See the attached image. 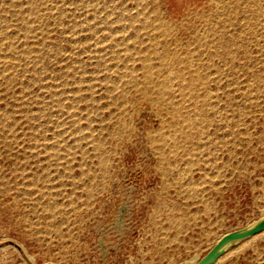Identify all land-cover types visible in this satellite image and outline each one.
I'll return each mask as SVG.
<instances>
[{
    "label": "rangeland",
    "instance_id": "374dc122",
    "mask_svg": "<svg viewBox=\"0 0 264 264\" xmlns=\"http://www.w3.org/2000/svg\"><path fill=\"white\" fill-rule=\"evenodd\" d=\"M261 217L264 0H0V264H186Z\"/></svg>",
    "mask_w": 264,
    "mask_h": 264
},
{
    "label": "water",
    "instance_id": "95a60500",
    "mask_svg": "<svg viewBox=\"0 0 264 264\" xmlns=\"http://www.w3.org/2000/svg\"><path fill=\"white\" fill-rule=\"evenodd\" d=\"M264 229V217L259 218L253 223L224 233L220 238L199 258L192 259L186 264H213L232 244L249 238ZM40 264H56L50 261Z\"/></svg>",
    "mask_w": 264,
    "mask_h": 264
},
{
    "label": "bare ground",
    "instance_id": "6f19581e",
    "mask_svg": "<svg viewBox=\"0 0 264 264\" xmlns=\"http://www.w3.org/2000/svg\"><path fill=\"white\" fill-rule=\"evenodd\" d=\"M263 230H264V229H263ZM263 230H262V231H260V232H263ZM260 232H259V233H260ZM257 234H258V233H257ZM255 235H256V234H255ZM253 236H254V235H253ZM251 237H252V236H251ZM217 259H218V258H217ZM217 259H216V260H217ZM50 262H51V261H50ZM53 263H54V262H53ZM56 264H57V263H56Z\"/></svg>",
    "mask_w": 264,
    "mask_h": 264
}]
</instances>
